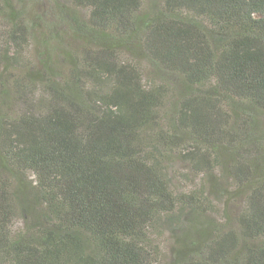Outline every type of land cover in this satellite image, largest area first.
I'll list each match as a JSON object with an SVG mask.
<instances>
[{
	"label": "trees",
	"instance_id": "obj_1",
	"mask_svg": "<svg viewBox=\"0 0 264 264\" xmlns=\"http://www.w3.org/2000/svg\"><path fill=\"white\" fill-rule=\"evenodd\" d=\"M49 2L32 68L34 29L0 0V257L264 264V0Z\"/></svg>",
	"mask_w": 264,
	"mask_h": 264
},
{
	"label": "rangeland",
	"instance_id": "obj_2",
	"mask_svg": "<svg viewBox=\"0 0 264 264\" xmlns=\"http://www.w3.org/2000/svg\"><path fill=\"white\" fill-rule=\"evenodd\" d=\"M14 5V10L22 11L20 17L22 23H30L34 29L33 36H26V40L23 43L22 48V59L21 63H24L26 66H32V68H37V13L42 14V17L48 21L56 20L57 11L49 0H8ZM64 1V0H61ZM145 6L148 7L150 0H144ZM10 17L0 16V43L5 45L3 47H8L6 41L8 39V31L10 30ZM58 29L62 30V27ZM66 29V27H65ZM69 40L71 41L70 34L67 33ZM6 40V41H5ZM8 42V41H7ZM4 49V48H3ZM21 51V50H20ZM141 65L147 69L145 61L141 62ZM20 69L17 70V73H20ZM27 93V99H29V105L27 109L37 111L38 99L41 97V90L37 89L36 84H31L30 87L25 88ZM26 96V95H25ZM43 96V95H42ZM179 170L184 173L187 170V167L184 163H176ZM184 171V172H183ZM27 178L30 180L33 177L31 172L27 173ZM191 177L185 178L180 176L179 179H174L173 182L176 186H181L183 189H188L191 187ZM237 204V203H236ZM232 209H236V206L233 205ZM25 227V220L18 214L14 216L11 222V234L13 237H16V234L22 233ZM151 242L156 245V254L161 259V261H166L169 253V248L172 244L167 232L162 235H158L156 232H153L151 236ZM0 264H8L6 258L0 257Z\"/></svg>",
	"mask_w": 264,
	"mask_h": 264
}]
</instances>
